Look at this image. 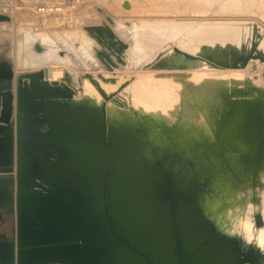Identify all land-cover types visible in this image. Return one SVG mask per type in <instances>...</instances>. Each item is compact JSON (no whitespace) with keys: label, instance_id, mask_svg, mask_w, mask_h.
I'll use <instances>...</instances> for the list:
<instances>
[{"label":"water","instance_id":"water-1","mask_svg":"<svg viewBox=\"0 0 264 264\" xmlns=\"http://www.w3.org/2000/svg\"><path fill=\"white\" fill-rule=\"evenodd\" d=\"M14 16L0 0V264H264V86L187 71L264 51L231 66L142 49L131 19Z\"/></svg>","mask_w":264,"mask_h":264},{"label":"bare ground","instance_id":"bare-ground-1","mask_svg":"<svg viewBox=\"0 0 264 264\" xmlns=\"http://www.w3.org/2000/svg\"><path fill=\"white\" fill-rule=\"evenodd\" d=\"M87 1L91 2L89 0H78L80 4ZM96 1H101V3L98 2L99 7L93 6L94 9L91 8L93 12L91 11L92 13L87 15L89 18L87 16L74 17L75 20L72 23L68 22V24L59 22L55 17L47 21L36 14L40 20L32 18L30 15L35 12L32 13L31 11L33 7L30 5L21 7L16 2L14 16L16 28L32 26L36 31L81 29L89 25L101 24L105 19L103 14H107L116 21L126 19L135 21V45L142 47V49L150 48L149 51H153L169 41H174L178 47L192 53L209 51L215 58L231 64V66L238 59H243V57L252 53H258L257 50L264 51V42L262 50L256 47L252 39L256 30H264V22L257 15H251L257 9L259 15H263L264 0H148L151 1V8L145 4L146 1L144 0ZM126 1H130L131 5L129 7L125 6ZM221 4L223 5L219 7ZM147 7H149V11H146ZM20 9L24 10L19 11ZM220 10L229 13V16L214 14V12ZM145 13H148L151 17L145 16ZM230 13L233 14L230 15ZM243 13H250V15ZM140 14H143L140 18L132 17ZM74 22L76 23L73 24ZM145 37L149 38L151 46L144 40ZM181 59L182 57H178L177 61ZM194 63H198V61ZM239 65L238 68H196L187 71L196 73L194 77L198 80L207 77L206 75L209 73H214L238 80L249 77L255 80L257 84L264 86V59L251 58L245 64L242 62ZM150 72H153V70ZM48 76L54 81L63 79L65 67L58 64L48 66Z\"/></svg>","mask_w":264,"mask_h":264},{"label":"rangeland","instance_id":"rangeland-1","mask_svg":"<svg viewBox=\"0 0 264 264\" xmlns=\"http://www.w3.org/2000/svg\"><path fill=\"white\" fill-rule=\"evenodd\" d=\"M89 1H91V2H86V3H84V4H80L79 2H78V0H14V6L16 5V2H18L20 5H21V7H24V6H28V5H30V6H32L33 8H32V13L35 11V7H36V5H38V4H40V3H42V2H54V3H57V4H64L67 8H65V11H67V13L66 12H64V13H66V16H64L63 18H58V17H55V19L56 20H58L59 22H62L63 24L65 23L64 21H68V19L69 20H71V19H73L74 17L75 18H80V17H84V16H87V15H89L90 13H92L93 11H92V9L91 8H93L94 9V7H99V4H98V2L99 1H96V0H89ZM109 1H111V0H109ZM144 1H146L145 2V4H147V6H150V8L152 7V5H151V1H148V0H144ZM75 2V3H74ZM78 2V3H77ZM93 2V3H92ZM95 2H96V4H95ZM148 2V3H147ZM74 3V4H73ZM77 3V4H76ZM99 3H101V1L99 2ZM79 4V5H78ZM90 4V5H89ZM92 4V5H91ZM75 6V5H78L75 9L74 8H72V6ZM102 5V4H101ZM223 4H221L219 7H221ZM82 8H81V7ZM87 6V7H86ZM94 6V7H93ZM80 7V8H79ZM90 10H89V9ZM77 9H78V12H77ZM81 9V10H80ZM85 9V10H84ZM88 9V10H87ZM126 9V8H125ZM149 9V7H147L146 8V11ZM21 10H24V9H20L19 11H21ZM72 10V11H71ZM128 10V9H127ZM75 11V12H74ZM87 11H89L88 13H86ZM92 11V12H91ZM149 11V10H148ZM16 12V11H15ZM78 13V14H77ZM83 13H86V14H83ZM149 13V12H148ZM148 13H145L144 15L146 16L147 15V17L149 16V14ZM216 13H218V14H225L224 16L225 17H227V16H229V13H226V12H223V11H216V12H214V14H216ZM82 14H83V16H82ZM213 14V13H212ZM213 14V15H214ZM231 14H233V13H230V15ZM243 14H248V15H250V13H243ZM73 15H76V16H73ZM77 15H78V17H77ZM251 15H257L258 17H260L261 18V21H263L264 22V13H263V15L261 16V15H259V10L257 9V11H254ZM32 18H36L37 20H40L39 19V17L36 15V13L34 12V14L33 15H30ZM35 16V17H34ZM80 16V17H79ZM139 16V17H138ZM143 16V14H140V15H137V16H135V15H133L132 17H135V18H140V17H142ZM88 17V16H87ZM149 17H151V15L149 16ZM89 18V17H88ZM231 18V17H230ZM53 19V18H52ZM46 20V19H45ZM48 21V20H47ZM76 22H74L73 24H75ZM53 25V24H52ZM258 26L260 27V25L258 24ZM58 30V29H57ZM71 30V29H70ZM252 39H253V43H255V45H256V47L257 48H259V49H262L263 50V42H264V30L262 29V30H256V32H254L253 33V36H252ZM252 44V43H251Z\"/></svg>","mask_w":264,"mask_h":264},{"label":"built area","instance_id":"built-area-1","mask_svg":"<svg viewBox=\"0 0 264 264\" xmlns=\"http://www.w3.org/2000/svg\"><path fill=\"white\" fill-rule=\"evenodd\" d=\"M74 7H77V6L76 5L72 6V8H74ZM65 8H67V7L63 3L57 4L54 2H42L38 5H36L35 13L38 16L43 17L46 20H49V19L54 18V17H58L61 19L66 15V13H64V12H66ZM73 20H75V18L68 20V21H64V22H65V24H68V22L72 23ZM58 28H61V27H58Z\"/></svg>","mask_w":264,"mask_h":264},{"label":"flooded vegetation","instance_id":"flooded-vegetation-1","mask_svg":"<svg viewBox=\"0 0 264 264\" xmlns=\"http://www.w3.org/2000/svg\"><path fill=\"white\" fill-rule=\"evenodd\" d=\"M11 222V217H8L6 211L4 209L0 210V234L8 233V235H11Z\"/></svg>","mask_w":264,"mask_h":264},{"label":"clouds","instance_id":"clouds-1","mask_svg":"<svg viewBox=\"0 0 264 264\" xmlns=\"http://www.w3.org/2000/svg\"><path fill=\"white\" fill-rule=\"evenodd\" d=\"M230 234L231 235H239V233H236V232H232ZM244 239H245V242L246 243L251 244L253 242L251 239H248L247 237H244ZM257 243H258V246L261 249H264V230H262V232H261V239H259Z\"/></svg>","mask_w":264,"mask_h":264}]
</instances>
